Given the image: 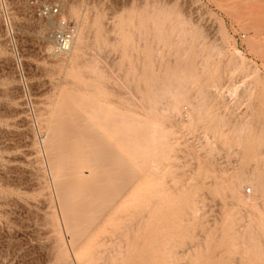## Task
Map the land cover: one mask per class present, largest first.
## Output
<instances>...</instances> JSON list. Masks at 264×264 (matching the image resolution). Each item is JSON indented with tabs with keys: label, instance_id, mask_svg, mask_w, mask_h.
<instances>
[{
	"label": "rangeland",
	"instance_id": "374dc122",
	"mask_svg": "<svg viewBox=\"0 0 264 264\" xmlns=\"http://www.w3.org/2000/svg\"><path fill=\"white\" fill-rule=\"evenodd\" d=\"M0 264H264V0H0Z\"/></svg>",
	"mask_w": 264,
	"mask_h": 264
},
{
	"label": "built area",
	"instance_id": "2783aa9c",
	"mask_svg": "<svg viewBox=\"0 0 264 264\" xmlns=\"http://www.w3.org/2000/svg\"><path fill=\"white\" fill-rule=\"evenodd\" d=\"M50 13L57 15L60 13L59 7H51ZM74 28L73 26L66 20V19H60L58 23V30L55 34V44L56 47L60 50L68 49L72 43V34H73ZM22 76L24 77L25 81V87L28 89V83L26 80V77L24 76V71L22 70Z\"/></svg>",
	"mask_w": 264,
	"mask_h": 264
},
{
	"label": "bare ground",
	"instance_id": "6f19581e",
	"mask_svg": "<svg viewBox=\"0 0 264 264\" xmlns=\"http://www.w3.org/2000/svg\"><path fill=\"white\" fill-rule=\"evenodd\" d=\"M72 12V11H71ZM85 45V44H84ZM82 46V45H81ZM81 55V54H80ZM74 114V113H73ZM74 116V115H73ZM77 123V122H76ZM50 138V137H49ZM79 167V166H78ZM85 168V167H84ZM84 170V169H83ZM88 172V171H87ZM77 173V172H76ZM75 173V174H76ZM78 173H80V172H78ZM82 173V172H81ZM67 174V173H66ZM73 174V173H72ZM77 175H79V174H77ZM77 178V177H76ZM79 178V177H78ZM77 184V183H76ZM87 185V184H86ZM73 196V195H72ZM90 196V195H89ZM78 197V196H77ZM71 200H72V198H71ZM78 200V199H77ZM81 201V200H80ZM71 212H73V211H71ZM74 214V213H73ZM71 226V225H70ZM71 227H73V226H71ZM76 228V227H75ZM77 235V234H76Z\"/></svg>",
	"mask_w": 264,
	"mask_h": 264
}]
</instances>
